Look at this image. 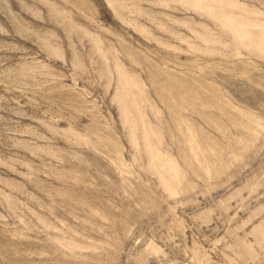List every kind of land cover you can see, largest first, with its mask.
<instances>
[{
	"label": "rangeland",
	"instance_id": "374dc122",
	"mask_svg": "<svg viewBox=\"0 0 264 264\" xmlns=\"http://www.w3.org/2000/svg\"><path fill=\"white\" fill-rule=\"evenodd\" d=\"M0 264H264V0H0Z\"/></svg>",
	"mask_w": 264,
	"mask_h": 264
}]
</instances>
